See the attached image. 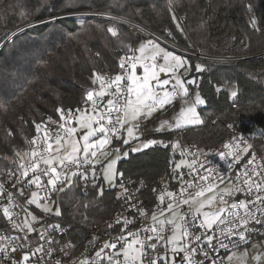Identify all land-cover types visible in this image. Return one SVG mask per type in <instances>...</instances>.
I'll return each mask as SVG.
<instances>
[{
	"label": "trees",
	"instance_id": "16d2710c",
	"mask_svg": "<svg viewBox=\"0 0 264 264\" xmlns=\"http://www.w3.org/2000/svg\"><path fill=\"white\" fill-rule=\"evenodd\" d=\"M87 13L94 16L82 25L58 20ZM253 16L264 23V0H0V103L10 102L7 112L0 109V169L16 165V151H28V141L36 134L33 121L43 123L46 116L57 120L58 109L86 107L87 92L98 89L92 74L115 75L121 51L151 38L143 29L189 53L228 60L188 56L193 75L196 62L204 65L199 92L206 107L198 110L203 125L154 135L167 147L130 154L118 163L123 177L143 178L153 186L183 160L176 141L184 151L189 142L207 151L226 139L225 123L239 120L233 103L254 119L264 116V62L252 58L264 51V30H253ZM36 21L50 23L28 30L30 24H40ZM109 27L119 34L113 36ZM230 85L238 89L234 100L227 91ZM123 139L116 148L124 150ZM56 206L61 215L55 220L71 229L78 245L118 209L115 193L105 190L103 180L75 183L56 195Z\"/></svg>",
	"mask_w": 264,
	"mask_h": 264
},
{
	"label": "snow or ice",
	"instance_id": "6c2138e0",
	"mask_svg": "<svg viewBox=\"0 0 264 264\" xmlns=\"http://www.w3.org/2000/svg\"><path fill=\"white\" fill-rule=\"evenodd\" d=\"M249 9L251 10V5ZM172 18L177 19L175 15ZM41 22L43 21L34 23ZM249 22L254 31L264 30V23L258 24L255 16ZM107 31L113 36L119 34L114 27H109ZM8 38L9 35H6L5 39ZM129 53L120 57L119 68L124 70L123 73L112 77L98 72L92 74V83L98 84V89L94 88L87 92L86 107L57 110L63 123L59 125L54 139L46 124L32 122L36 136L28 141L30 145L28 151H16L15 156L18 160L14 162L17 167L7 173L10 180L15 177V181L11 184L12 188H16L18 184H24L27 180L26 185L17 189L21 197L25 194V188L33 185L37 190L45 191V196H40L39 191H32L30 198L25 200L26 205L35 204L41 206L45 213L54 212L56 216H60L61 212L56 206V201L52 199V193L64 192L65 188L72 187L74 182L83 181L85 186L88 183L95 185L98 179L95 169L97 152L111 143L109 134L117 135L123 130L126 131L128 138L138 140L139 137L134 135V129H139L137 121H140L142 117L148 119L158 110L164 109L178 94L188 96L189 90L185 84L195 83V81L186 82L177 75L180 68H185L181 57L161 48L151 38L140 43L136 49L129 46ZM158 58H161L163 63H158ZM138 65L143 68L142 76L137 75ZM196 68L198 71L204 70L199 65ZM160 73L172 74L175 83L172 84L171 91L167 88L171 80H161ZM27 83L30 84L33 81H27ZM23 90L26 88L22 87ZM106 96L110 98L105 102L103 98ZM231 96L235 98L237 92L232 91ZM9 103H0V109L7 112ZM201 103L203 100L197 93L194 102L184 108L174 122L161 121L157 131H163L165 128L172 130L203 125L205 121L195 106ZM74 124L76 126H73ZM61 130L64 133L62 136L59 135ZM78 130L83 131L81 136L76 138ZM260 135H264V130L260 131ZM94 137L98 138L93 139ZM123 143L127 144L129 140L123 139ZM241 143L246 147L241 148ZM157 144L167 147L164 140L147 139L132 148V151H141ZM175 147L181 149V155L185 154L179 141H176ZM223 147L228 151H221L218 156L221 160L230 161L228 167L231 169L234 165L241 163L242 157L249 153L252 145L243 136H233L232 142L224 144ZM119 153L120 149L117 147L113 158L103 169V180L111 187H120L123 193L127 194L129 190L122 180L119 184L116 183L117 178H122L124 175L116 170V163L121 159ZM103 154L107 156L109 153ZM124 155L126 156L127 152ZM197 160L188 164L191 169L189 173L192 175L191 180H184V174L181 173L179 189L165 190L159 195L161 204H164L166 197L168 203L158 212L153 211L151 215L153 224L141 227L138 231H132L128 229L132 220L118 215L115 223L122 224L120 234L95 251L94 261L85 256L79 264H216L212 253L216 252L217 247L227 249L228 244L224 242L226 239L229 243H235L237 248L240 247V242L247 243L251 234L257 231L256 228L250 227V224L264 227V158L257 163V157L253 153L241 165L242 171L237 170L234 177L228 178L233 182L224 187L221 185L225 184V177L217 170L205 167L203 163H200V168H203L204 172L200 173L194 167ZM183 163L185 162L181 161V164ZM85 165H91V168ZM175 167L178 169L180 164ZM30 174L32 178L29 180ZM42 177L47 178L46 182ZM98 191L100 195H103L104 188L100 187ZM237 194H243L244 198L235 200L234 197ZM227 197L233 198L231 202ZM45 199L47 203L40 205V200ZM132 199L131 195H126V200ZM4 200L7 203H3ZM183 206H187V211L181 213L180 209ZM17 208L20 211H16ZM205 209L213 210L205 211ZM138 211L140 216L147 215L143 208H139ZM167 213H171V216H167ZM0 215L8 222L12 230L24 233L23 236H13L4 234L5 230L0 229V264H4L5 261L7 264H42L46 257L51 258L55 251L51 247L54 241L46 237L45 231H39V240L46 241L49 248L45 252L42 243H37L33 248L29 233L37 232L34 224L39 222V218L27 207L18 204L14 200L13 193L5 189L3 182H0ZM161 216L165 219H160ZM166 226H170L168 230L171 232V235L167 237L164 235ZM112 227L113 224L109 223L108 228ZM47 228L61 230L58 223L49 224ZM141 232L145 233L143 237ZM153 240L156 242L153 243ZM161 241L164 243L161 244ZM262 243L264 240L252 244V247L257 248ZM158 246L161 251H157ZM108 249L112 251L107 252ZM18 251L22 253L20 257L14 255ZM60 251L64 252L65 256L69 255L63 248ZM247 252L245 248L241 255L246 257ZM262 255L264 253L254 256L253 259L260 261ZM198 256H202L203 259H197ZM234 258L239 260L240 264H244V260L237 256L236 251L227 257L229 262ZM55 264H61V261L57 260ZM72 264H76V261H72ZM221 264H223L222 258Z\"/></svg>",
	"mask_w": 264,
	"mask_h": 264
},
{
	"label": "built area",
	"instance_id": "2783aa9c",
	"mask_svg": "<svg viewBox=\"0 0 264 264\" xmlns=\"http://www.w3.org/2000/svg\"><path fill=\"white\" fill-rule=\"evenodd\" d=\"M82 15L85 16V14H82ZM110 18L115 20L113 17H110ZM123 23L133 26L132 24L128 22H123ZM142 31L145 34L149 35L151 38L163 41L161 38L155 36L154 34L146 30H142ZM183 53L197 60L209 59V58H205L200 53H189L187 51H183ZM126 54H130L129 51L127 52L121 51V57ZM252 58L262 60L264 62V51L252 56ZM209 60L228 61L224 59L223 60L209 59ZM123 72L124 70L119 68L116 74L123 73ZM261 73L264 76V67ZM115 75H109V77H112ZM109 98L110 97L106 96L103 99L106 102ZM88 103L90 104V102ZM101 110H103V108ZM232 110L239 114V120L229 121L225 123V129L228 132V136L223 142L216 144L213 148L207 151L200 149L197 145L193 143H190V142L187 143L185 147V155L182 160L185 163L183 164H181V162L177 163V164H180V167L178 169L175 167L177 165L176 163L172 164L169 168L168 173L160 177L153 186H150L148 181L143 178L122 177L118 179L117 184H119L122 180V182L124 183V186L127 187L129 190L128 193L124 194L123 189H121L120 187H115L112 190L115 193V196L117 199L118 209L116 210V212L113 214L112 217L104 221V225L102 228L97 226L95 228V234L93 235V237L85 241L83 244L78 245L72 241L71 229L69 227L62 225L58 221H56L55 220L56 215L43 213L42 211L38 209L37 205L35 204L33 205L25 204V200L27 198H30V193L32 191H39L40 196H45V191L37 190L35 186L33 185L30 187H26L25 194L23 197H21L17 189L26 185L27 180L24 181V184H18L16 188H12L11 184L15 181V177H13L10 180L7 176V173L9 171H12L17 167V164L11 168L0 169V182L4 183L5 189L13 193L14 200L18 204L24 205L34 215H36L39 218V222L34 224V227L37 229V232L29 233V238L32 241L33 248L36 246L37 243L44 244L45 252L49 248V245L46 241L39 240L38 238L39 231H45L46 237L51 238L54 241L51 247L55 249V251L53 252L51 258L46 257L45 262H42V264H55L57 260H60L61 264H72V261H76V264H79V261L84 259L85 256H87L89 260L94 261L96 259L95 251L99 250V248L102 247L105 242L110 241L113 237L120 234L119 230L122 227V224L115 223V220L118 215L121 216L122 218L127 217L128 219L132 220V223L128 225V229L132 231H138L141 227H145V226H149L153 224L154 222L151 220V215L153 211L158 212L160 208L166 207L168 203V198L166 197L164 204H161L158 199L159 195L165 190L177 191L181 183L179 179V175L181 173L184 174V177H183L184 180H191L192 175L189 174L191 172V169L188 167V164H190L194 160H197V157H198V160H197V163L194 165V167L197 168L200 173L204 172V169L200 168V163H203L205 167H211L217 170L220 175H223L225 177V184H222L221 187H224L226 184H231L233 182L229 180L228 178L234 177L237 170L242 171L241 165L247 159H249L253 153L257 157V163H260L261 158H264V135H260V131L264 130V116H262L260 120L254 119L248 116L247 114L240 112V108L236 102L232 104ZM43 123L47 125L54 139L55 135L57 134V129H59V125L63 123V121L60 119V117L59 119L55 120V119H52L51 117L46 116V120ZM229 125H231V127H229ZM73 126H75V124ZM123 134H124L123 130L117 135L109 134L111 143L107 145L106 151L113 152L116 149V145L123 139ZM59 135L61 136L64 135L62 130L59 132ZM34 136H36V134ZM233 136H237V137L243 136L244 139L247 140V142L252 145V148L250 149L247 155L242 157L240 164H236L234 165L233 168L230 169L228 167V163L230 161L221 160L218 156V153H220L221 151H224V152L228 151V149H225L223 146L224 144L232 142ZM240 147L243 148V147H246V145L241 143ZM21 152H24V151H21ZM189 153H195L196 155H191ZM99 157H100V152L98 153L96 157V162H95L96 175L98 178L95 185L98 183L99 180H101L102 165L97 164V159ZM85 167L91 168V165H85ZM31 178H32V174L29 175L28 179L30 180ZM42 179H44L46 182L47 178L42 177ZM73 179L75 181V178ZM81 183L85 186V182L81 181ZM74 185H75V182L73 186ZM66 189L67 188H65V190ZM58 193H52L53 200L56 201V195ZM126 195H131L133 199L130 201L126 200ZM242 198H244L243 194H237L234 197V199L237 201ZM227 199L231 202L233 198L227 197ZM3 203H7V201L4 200ZM45 203H47L46 199L40 200V204H45ZM133 205H136L137 207H132ZM139 208H143L145 212L147 213V215L140 216V213L138 211ZM16 211H20V209L17 208ZM180 211L181 213L186 212L187 206H183L180 209ZM39 212L40 213L42 212L43 214L41 215L39 214ZM166 215L170 217L171 213H167ZM159 218L165 219L164 216H161ZM57 223L60 224L61 230L47 228V225L57 224ZM109 223L113 224L112 228H108ZM249 226L256 228L257 231L251 234L247 243L240 242V247L237 248L235 243H229V240L226 239L224 242L228 244L227 249L217 247L216 252L212 253V256L216 259V264H221V258L223 259V264H228L227 257L231 255L233 251L237 252V251L244 250L245 248L249 249L252 247V244L258 241L264 240V235H262L264 234V227H261L260 225H255V224H250ZM157 227H159V225H157ZM168 228H170V226H166V230L164 233L165 237L171 235V232L168 230ZM0 229L5 230L4 234H11L13 236H17V235L23 236L24 235V233L22 232L18 233L15 230H12L10 225H8V222L2 217V215H0ZM140 234L142 237L145 235V233L143 232H141ZM129 239H131V237H129ZM232 239H235V238H232ZM152 242L155 243L156 241L153 240ZM160 243L163 244L164 241H161ZM69 245H72V247H68ZM61 248H63L64 251L68 252L69 255L65 256L64 252L60 251ZM106 251L111 252L112 250L108 249ZM157 251H161V248L159 246L157 248ZM21 254H22L21 251H18L14 255L16 257H20ZM197 259H203V257L198 256ZM4 264H7V261H5Z\"/></svg>",
	"mask_w": 264,
	"mask_h": 264
},
{
	"label": "rangeland",
	"instance_id": "374dc122",
	"mask_svg": "<svg viewBox=\"0 0 264 264\" xmlns=\"http://www.w3.org/2000/svg\"><path fill=\"white\" fill-rule=\"evenodd\" d=\"M92 16H94V15L91 14V13L85 14V16H83L82 14H73L71 16L68 15V16L60 17L58 20H66V19L74 20V21H76L78 23V25H82V22L84 21V19H86L88 17H92ZM114 19H115V21H120L121 22L120 19H116V18H114ZM122 22H126V21H122ZM47 23H50V21H46L44 23L33 25L31 27H28L27 29L28 30H33L34 28H36L38 26H41V25H44V24H47ZM147 36H149V35H147ZM151 39L155 40L160 45L161 48L165 49L168 52H171L173 55L181 57L182 60L185 63V68H180L178 70V72H177V75H179L180 78L185 80L186 82L187 81H195V83H186L185 84V86L189 90V94H188L187 97H184L182 94H178L177 96H175L173 98V100H172V102L170 104H168V105H166L164 107V109L158 110L157 112H155L148 119H144L142 117L140 121H137L136 123L139 124V129L138 130L134 129V135L139 137L138 140H133L131 138H128L126 131H124L125 132V139H128L129 143H127V144L123 143L124 150H121V148H119L120 149V153L119 154L121 156V159H119L117 161V163H116V170H117V167H118V163L120 161L128 159L130 154H133V155L134 154H139V153L145 152V151H147L149 149H152V148H154L156 146H160V147L164 146V145H161V144H157V145H154V146H152L150 148L142 149L141 151H132V148L137 147L141 142H143V141H145L147 139H155L153 136L157 135V134H160V133H168V132H173V131H176V130L186 129V128H189V127H195V126H188V127H184V128H181V129H172V130H169V129L165 128V130H163V131H157V129L160 127L161 121L167 120L169 122H174L175 119L178 117L179 113L184 108L188 107L190 104H192L194 102L197 93L199 94L200 99L203 100V103L195 105L197 111L200 108H205L206 107V102H205V100L203 99V97L201 96V94L199 92V84H200V79H201L199 75L204 70L203 71H198L197 68H196V66L199 65V66H201L204 69V65L201 64L200 62H196L195 71H194L195 74L193 75V72H192L193 70H192V65H191L190 58L188 57V55L183 53V51H185V50H183V49H181L179 47H176V46H174V45H172L169 42H166L164 40L160 41V40H157V39H154V38H151ZM139 44H137L133 49L138 48ZM1 49H0V51H1ZM136 54L139 55V53H136ZM158 63H163V60L161 58H158ZM136 72H137V75H141L142 76L143 75V68L138 65ZM160 78H161V80H165V79L171 80V83L167 86L168 90L171 91L172 90V84L175 83V80L172 79V74L171 73H169V74L160 73ZM153 84H155V81H153ZM227 91L229 93V96H230L231 100L236 99L237 96L235 98H233L231 96V92L232 91H236L237 95H238V89H237L236 85L228 86ZM186 101H187V103H186ZM197 126H199V125H197ZM82 131L83 130H78V132L76 133V138H79L81 136ZM96 138H98V137H94L93 139H96ZM106 147L107 146H105L104 149H102V150L97 152V155L100 152V157L97 159V164L102 165L101 180H103V169H104L105 165L113 158V155H114V151L113 152L112 151H106ZM104 152H108L109 154L107 156H105L103 154ZM125 152H127L126 156L124 155ZM118 179H120V177L117 178L116 183H117ZM103 182H104L105 190H107V191L111 190L112 191L115 188V187L109 186V184L106 181L103 180ZM40 205H43V204H40ZM37 207H38V209L40 211L45 213L41 206H37ZM219 207H224V205H219ZM211 210H213V209H205V211H211ZM46 214L55 215L54 212L53 213H46ZM247 250H248V252H247V256L246 257L241 255L244 250L237 251V256H239L240 259L244 260V264H264V255H262L260 261H256L255 259H253L254 256H256L258 254H261V253H264V243L260 244V246L257 247V248L251 247V248H249ZM227 261H228V259H227ZM228 264H240V261L234 258L233 261H231V262L228 261Z\"/></svg>",
	"mask_w": 264,
	"mask_h": 264
},
{
	"label": "crops",
	"instance_id": "0c3cea01",
	"mask_svg": "<svg viewBox=\"0 0 264 264\" xmlns=\"http://www.w3.org/2000/svg\"><path fill=\"white\" fill-rule=\"evenodd\" d=\"M76 126V125H75ZM123 137H124V139H125V132H124V134H123Z\"/></svg>",
	"mask_w": 264,
	"mask_h": 264
}]
</instances>
